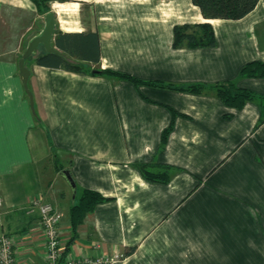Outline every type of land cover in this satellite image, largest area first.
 I'll return each mask as SVG.
<instances>
[{
  "label": "crops",
  "instance_id": "0c3cea01",
  "mask_svg": "<svg viewBox=\"0 0 264 264\" xmlns=\"http://www.w3.org/2000/svg\"><path fill=\"white\" fill-rule=\"evenodd\" d=\"M47 5L57 51V32L97 36L98 62L69 57L73 62L176 86L230 81L260 98L234 108L210 89L136 87L25 60L31 109L18 67L22 33L18 51L11 50L16 54H0V233L13 240L16 263L45 264L32 201L50 202L61 212L65 247L69 209L78 192L89 189L106 199L85 214L65 257L104 254L110 264H264V78L240 75L245 63L264 61V0L239 19L204 18L191 0ZM11 10L36 20L26 48L42 30L45 13L32 0H0V31ZM202 22L211 24L215 46H172L175 25ZM170 108L177 115L162 144ZM47 159L51 166L40 167ZM53 160L73 178L74 197ZM141 166L160 178L146 179Z\"/></svg>",
  "mask_w": 264,
  "mask_h": 264
},
{
  "label": "trees",
  "instance_id": "16d2710c",
  "mask_svg": "<svg viewBox=\"0 0 264 264\" xmlns=\"http://www.w3.org/2000/svg\"><path fill=\"white\" fill-rule=\"evenodd\" d=\"M36 6V10L40 13L48 11V0H32ZM192 3L199 7L204 18H221V19H239L249 13L257 4L258 0H191ZM54 45L58 51L50 53L47 51L41 52L36 58V63L43 66L61 68L72 72H84L83 65L78 62H73L69 57H74L80 60L92 61L97 63L99 60V48L97 36L94 33H63L57 32L54 36ZM216 45V38L212 26L208 22L196 24H181L173 27L174 48H199L213 47ZM92 75H107L119 79L130 81L134 86L148 84L152 86L175 89L190 93H201L206 89H210L220 98L225 105L240 108L247 101L257 100L260 98L255 92L237 87L233 82H218L212 85L204 83H193L184 86H176L172 84H164L158 81H143L128 73L118 72L111 69L94 68L89 71ZM240 75L243 77L264 78V61H250L245 63L240 69ZM171 110L172 120L169 125L162 131L161 143L166 141L168 133L173 127V118L177 113ZM263 115L260 121L263 120ZM57 171L62 170V167H56ZM144 177L148 180L155 181L159 175L151 172H144V167L141 166ZM165 181V180H163ZM106 198L99 192L89 189H82L78 192L77 201L71 205L69 209L70 217V238L65 243L63 256H65L69 245L74 241L76 236V227L83 221L86 213L90 212L94 206Z\"/></svg>",
  "mask_w": 264,
  "mask_h": 264
},
{
  "label": "built area",
  "instance_id": "2783aa9c",
  "mask_svg": "<svg viewBox=\"0 0 264 264\" xmlns=\"http://www.w3.org/2000/svg\"><path fill=\"white\" fill-rule=\"evenodd\" d=\"M31 206H37L38 209L39 224L45 244V264H110L112 258L104 254L63 256L61 212L52 204L41 202L38 199L33 200ZM13 245V240L9 236L0 233V264H17ZM95 246L97 247L98 244Z\"/></svg>",
  "mask_w": 264,
  "mask_h": 264
},
{
  "label": "rangeland",
  "instance_id": "374dc122",
  "mask_svg": "<svg viewBox=\"0 0 264 264\" xmlns=\"http://www.w3.org/2000/svg\"><path fill=\"white\" fill-rule=\"evenodd\" d=\"M5 18L6 23L2 24V31H0V54L2 53L1 56H4L6 54L8 58L10 57V55L12 56L13 54H16L12 53L11 50L15 49L18 51V48L15 46V42L18 40V37L23 33L24 40L23 42L21 41L19 52L17 54L18 57H20L21 53L25 50V43L27 42V39L30 38L38 30L36 20L34 19V16L27 13L17 12L16 10H11ZM28 26L30 27L28 28ZM41 52H43V48L41 45H39L38 49L26 58V62L36 60V58ZM83 68L85 71L92 70L89 67L85 66H83ZM53 162V166L55 169L59 166L63 168V165L60 164L57 160H53ZM50 166L51 161L48 159L40 164V167L42 168H48Z\"/></svg>",
  "mask_w": 264,
  "mask_h": 264
},
{
  "label": "water",
  "instance_id": "95a60500",
  "mask_svg": "<svg viewBox=\"0 0 264 264\" xmlns=\"http://www.w3.org/2000/svg\"><path fill=\"white\" fill-rule=\"evenodd\" d=\"M54 16L51 12H47L44 15V26L42 30L35 36H33L30 41L28 42L25 50L21 54V57L18 61V67H19V74L21 77V81L23 83V87L25 92L27 93L29 97V103L31 109H33V100H32V94L28 89L27 81H28V75L29 70L25 66V60L28 56H30L33 52H35L38 49L39 45H42L44 50L50 53H56L57 50L51 45L52 36L54 34ZM59 175L62 176L65 181L68 183L71 189L72 196L74 197L76 194V184L71 177L69 171L67 169H62L59 172Z\"/></svg>",
  "mask_w": 264,
  "mask_h": 264
}]
</instances>
